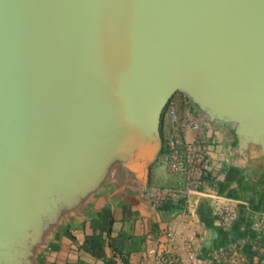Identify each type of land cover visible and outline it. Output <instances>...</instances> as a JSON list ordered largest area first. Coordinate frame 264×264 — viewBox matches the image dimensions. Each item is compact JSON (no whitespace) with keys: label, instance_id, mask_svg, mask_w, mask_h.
<instances>
[{"label":"water","instance_id":"1","mask_svg":"<svg viewBox=\"0 0 264 264\" xmlns=\"http://www.w3.org/2000/svg\"><path fill=\"white\" fill-rule=\"evenodd\" d=\"M176 92L264 154V0H0V264L112 170L144 195Z\"/></svg>","mask_w":264,"mask_h":264},{"label":"crops","instance_id":"2","mask_svg":"<svg viewBox=\"0 0 264 264\" xmlns=\"http://www.w3.org/2000/svg\"><path fill=\"white\" fill-rule=\"evenodd\" d=\"M174 95L170 103L182 115L184 95ZM171 131L163 111L161 138ZM205 133L212 165L198 192L155 206L153 196L171 177L152 163L141 195L112 170L84 203L62 215L34 264H264V154L236 152L231 124L212 122ZM216 202L234 212L228 230L217 223Z\"/></svg>","mask_w":264,"mask_h":264},{"label":"built area","instance_id":"3","mask_svg":"<svg viewBox=\"0 0 264 264\" xmlns=\"http://www.w3.org/2000/svg\"><path fill=\"white\" fill-rule=\"evenodd\" d=\"M183 114L168 101L163 111L172 124V131L161 138V148L153 164L171 177V182L158 187L153 196V205L166 203L170 197H190L198 192L212 160L208 152L206 129L210 125L196 105L184 95ZM219 197L218 195H215ZM214 214L218 225L224 230L231 228L234 212L214 203ZM234 254V249H231Z\"/></svg>","mask_w":264,"mask_h":264},{"label":"rangeland","instance_id":"4","mask_svg":"<svg viewBox=\"0 0 264 264\" xmlns=\"http://www.w3.org/2000/svg\"><path fill=\"white\" fill-rule=\"evenodd\" d=\"M176 93H180V94H175L174 96L184 95V94H181V92H176Z\"/></svg>","mask_w":264,"mask_h":264}]
</instances>
